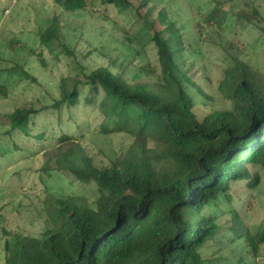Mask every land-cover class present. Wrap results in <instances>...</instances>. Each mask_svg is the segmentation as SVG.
Masks as SVG:
<instances>
[{
	"label": "trees",
	"instance_id": "trees-1",
	"mask_svg": "<svg viewBox=\"0 0 264 264\" xmlns=\"http://www.w3.org/2000/svg\"><path fill=\"white\" fill-rule=\"evenodd\" d=\"M127 1L101 0L121 9L127 8ZM53 3L68 12L86 6L85 0ZM226 3L242 0L224 1L214 12H226ZM239 11L260 18L250 2ZM158 16L143 27L153 30L149 42L157 52L162 84L129 82L100 67L83 75L81 82L75 80L71 89L62 79L59 98L50 106L16 109L8 116L10 129L4 135L33 136L28 122L42 112L56 113L60 120L67 114L72 122L79 87H87L84 102L94 104L100 96L97 110L112 126L102 132L130 135L133 146L144 147V152L134 160L117 158L96 167L71 136H60L56 171L93 185L95 201L88 205L72 196L47 195L43 232L38 237L11 236L4 245V264H256L264 225L251 231L234 209L221 225L216 210L222 201L231 202L232 194L255 191L260 185L264 82L246 78L243 71L226 70L219 90L229 107L211 110L197 121L194 100L184 85L189 79L178 69L170 39L160 37ZM58 35L59 24L51 19L38 41L53 54ZM20 74V79L35 82L27 72ZM10 87L0 98L8 97ZM148 140L151 148H146Z\"/></svg>",
	"mask_w": 264,
	"mask_h": 264
},
{
	"label": "rangeland",
	"instance_id": "rangeland-1",
	"mask_svg": "<svg viewBox=\"0 0 264 264\" xmlns=\"http://www.w3.org/2000/svg\"><path fill=\"white\" fill-rule=\"evenodd\" d=\"M224 1L128 0L127 8L121 9L101 0H85L84 9L68 12L53 0H0V95L12 84L8 97L0 98V264H4V245L11 236L38 237L43 232L47 195L72 196L88 205L95 201L93 185L56 171L60 136H71L76 148L96 167L117 158L134 160L144 152V147L133 146L130 135L102 132L112 126L97 110L100 96L94 104L84 102L87 87H79L72 122L67 121V114L62 116L64 123L56 113H39L28 122L31 137L15 132L4 135L10 129V113L50 106L59 98L62 79H67L71 89L75 80L81 82L83 75L100 67L129 82L162 84L157 52L149 42L153 30L143 27L155 22L158 15H162L157 23L160 37L170 39L178 69L189 79L184 85L194 100L196 120L211 110L228 108L229 102L219 90L226 70L243 71L246 78L264 82V0L226 3L222 8L226 12H214ZM245 2L255 6L260 18L239 11ZM51 19L59 24L53 54L38 41ZM21 71L35 82L20 79ZM152 145L148 140L146 148ZM258 175L260 185L255 191H238L231 202L220 203L216 213L221 225L229 221L231 209L251 231L264 225V169ZM256 264H264V245Z\"/></svg>",
	"mask_w": 264,
	"mask_h": 264
}]
</instances>
